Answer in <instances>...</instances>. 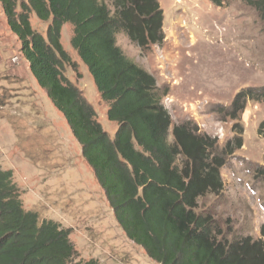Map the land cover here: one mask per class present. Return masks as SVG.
<instances>
[{"label":"trees","instance_id":"1","mask_svg":"<svg viewBox=\"0 0 264 264\" xmlns=\"http://www.w3.org/2000/svg\"><path fill=\"white\" fill-rule=\"evenodd\" d=\"M106 1L0 0V7L31 75L63 115L129 240L157 264H264L262 239L228 240L211 215L196 211L199 198L221 191L220 169L243 145L241 130L218 152L217 140L192 122L173 124L155 77L116 43L123 32L142 50L162 44L158 0ZM209 1L217 7L227 2ZM247 1L264 19V0ZM32 12L49 22L45 36L32 28ZM66 23L72 26L71 47L108 104V120L117 123L113 138L64 74L66 64L76 67L60 42ZM262 99L264 86L242 88L226 116L237 119L248 100ZM70 233L71 228L26 210L12 171L0 167V264H98L73 262Z\"/></svg>","mask_w":264,"mask_h":264},{"label":"rangeland","instance_id":"2","mask_svg":"<svg viewBox=\"0 0 264 264\" xmlns=\"http://www.w3.org/2000/svg\"><path fill=\"white\" fill-rule=\"evenodd\" d=\"M158 2L162 44L142 50L123 32L116 34V43L155 77L173 124L192 122L198 132L217 140L218 152L241 130L243 145L220 169L221 191L199 198L196 211L211 215L228 240L248 236L264 241V126L259 131L264 99L248 100L237 119L225 112L239 90L264 86V19L247 0H227L219 7L209 0ZM29 19L45 36L49 22L33 12ZM71 36L72 26L66 23L60 42L76 67L66 64L64 74L113 138L117 123L108 120V104L71 47ZM19 46L0 7V167L12 171L23 207L36 211L40 220L71 228L73 262L157 264L114 221L79 143L31 75Z\"/></svg>","mask_w":264,"mask_h":264},{"label":"crops","instance_id":"3","mask_svg":"<svg viewBox=\"0 0 264 264\" xmlns=\"http://www.w3.org/2000/svg\"><path fill=\"white\" fill-rule=\"evenodd\" d=\"M114 217V216H113ZM114 219V221H115V218H113Z\"/></svg>","mask_w":264,"mask_h":264}]
</instances>
